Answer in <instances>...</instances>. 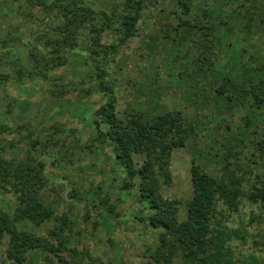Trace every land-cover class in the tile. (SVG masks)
I'll return each instance as SVG.
<instances>
[{
    "label": "trees",
    "instance_id": "1",
    "mask_svg": "<svg viewBox=\"0 0 264 264\" xmlns=\"http://www.w3.org/2000/svg\"><path fill=\"white\" fill-rule=\"evenodd\" d=\"M96 1L25 0L28 8L21 15L23 20L27 19V27L37 22L40 13L46 18L55 13L57 23L46 25L38 32L39 47L29 44L30 66H19L16 75L46 79L47 74L63 67L67 62L65 53L78 46L77 29L81 27L89 30V38L95 46L111 26L114 27L109 30L124 43L137 33L142 13L153 5L152 0H121L111 12H98L93 8ZM174 1L162 24L161 40L162 43L171 40L176 47L189 41L197 49L179 75L194 88L190 98L202 95L206 106L209 102L203 93L207 90L220 107L218 114L230 117L235 111L245 112L243 127L237 128L239 136L235 134L231 143L222 145L221 169L210 175L192 163L191 197L185 203V219L180 221L178 202L163 197L162 185L172 180L171 152L194 138L199 130L198 122L187 121L181 111L175 110L155 116L130 111L120 116L112 90L104 82L109 47L103 48L104 51L92 49L90 57L98 86L109 95L99 109L97 126L104 125V130L98 129L96 141L109 147L114 160L123 168V189L136 188L139 200L147 204L148 214L139 220L160 231L159 244L149 257L150 264H174L175 260L180 264H235L239 260H234L231 243L243 242L244 235L241 230L225 227L224 221L237 213L243 202L264 214V0H200L206 5H200L199 0ZM215 5L216 15H213L211 9ZM195 7L198 13L192 15ZM238 28L243 31L246 43L241 51L227 41ZM213 46L218 52H213ZM246 49L252 50L248 56H245ZM221 52L225 56L232 55L215 69L214 63ZM187 55L186 50L183 56ZM59 87L67 88L64 83ZM61 90L57 94L62 95ZM223 122L224 126L219 125V129H229ZM18 129L19 132L23 127ZM9 134L10 130L0 123V192L10 194L16 203L14 214L0 211V245L6 240L3 264H23L31 251L53 257L56 264H83L84 261L85 264H102L87 252H77L71 246L73 222L67 214L59 215L41 199L40 193L47 185L45 164L29 152L39 145L47 147L55 142L47 139L43 143L29 136L27 155L20 160L8 159L1 142L8 139ZM135 155L145 157L139 167L135 166ZM230 157L235 159L234 167L227 160ZM240 157L246 160L243 166ZM74 195L71 191L69 199ZM48 224L51 226L43 236L28 229L29 225L44 228ZM247 258L249 264H264L255 256ZM248 261L242 257L239 262Z\"/></svg>",
    "mask_w": 264,
    "mask_h": 264
},
{
    "label": "rangeland",
    "instance_id": "2",
    "mask_svg": "<svg viewBox=\"0 0 264 264\" xmlns=\"http://www.w3.org/2000/svg\"><path fill=\"white\" fill-rule=\"evenodd\" d=\"M120 1L97 0L93 8L98 12H111ZM152 1L153 5L142 13L137 33L124 43L120 42L119 35L109 30L114 26L101 35L97 46L91 43L88 29L78 28L79 43L65 53L66 64L43 79L40 76L19 77L16 70L21 65L30 66L27 59L29 44L37 45L38 32L46 25L57 23L56 14L46 18L40 13L37 22L27 27V19L23 20L21 15L28 8L25 0H0V123L10 130L8 139L1 142L4 156L23 159L27 155L29 136L43 143L47 139L55 142L47 147L39 145L29 152L45 164L47 185L40 193L41 199L59 215L67 214L73 222L71 246L77 252H87L102 264H150L149 257L159 244L160 231L139 220L148 214L147 204L139 200L136 188L123 189V168L114 160L111 149L96 141L98 129L104 130V125L97 126L99 109L108 101L109 95L100 90L99 80L95 78L94 64L90 60L92 49L104 51L103 48L109 47L106 48L104 82L112 90L120 116L130 111L155 116L175 110L181 111L187 121L198 122L199 130L194 138L171 152L172 180L170 184L162 185L163 197L178 202L180 221L185 219V203L191 197L192 163L199 165L203 172L217 174L222 167V145L231 143L239 132L237 128H242L245 122V112L235 111L230 117L218 114L220 107L207 90L203 93L209 102L206 106L202 95L190 98L194 88L189 80L179 75L197 49L189 41L179 47L171 40L162 43L160 30L175 1ZM86 3L91 5L89 1ZM199 4L206 5L200 0ZM216 8L217 5L211 9L213 15H216ZM194 13H198L196 7L191 14ZM227 41L239 51L246 45L239 28L233 36L227 37ZM217 49L213 46L214 53ZM186 50L188 55L183 56ZM251 51L246 49L245 56ZM220 54L214 63L215 69L232 55ZM60 83L66 84L67 88L61 90ZM59 90L62 95L57 94ZM223 121L229 129H219V125L224 126ZM18 127L23 129L18 132ZM259 129L260 126L256 130ZM240 158L243 166L246 160ZM227 160L235 166L233 157ZM144 161V156H134L136 167ZM71 191L75 195L69 199ZM15 205L10 194L0 192V211L14 214ZM50 226L29 225L28 229L43 236ZM224 226L241 230L244 235L243 242L231 243L234 260L240 261L243 257L248 261L247 257L255 256L264 262V214L261 215L260 210L243 202L239 211L224 221ZM5 249L6 240L0 245V264H3ZM239 261L235 264H249V261ZM23 264H56V261L40 251H31ZM174 264L180 263L175 260Z\"/></svg>",
    "mask_w": 264,
    "mask_h": 264
}]
</instances>
